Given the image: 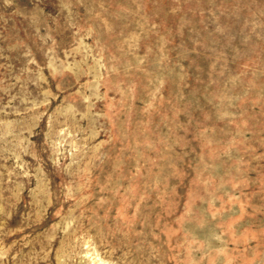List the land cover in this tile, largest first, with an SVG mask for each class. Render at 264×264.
<instances>
[{"label":"rangeland","instance_id":"374dc122","mask_svg":"<svg viewBox=\"0 0 264 264\" xmlns=\"http://www.w3.org/2000/svg\"><path fill=\"white\" fill-rule=\"evenodd\" d=\"M0 264H264V0H0Z\"/></svg>","mask_w":264,"mask_h":264}]
</instances>
